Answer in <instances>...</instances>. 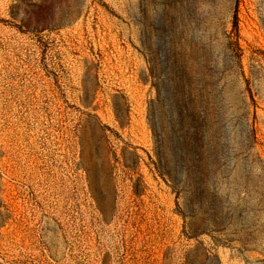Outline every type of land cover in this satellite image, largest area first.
I'll use <instances>...</instances> for the list:
<instances>
[{"label":"rangeland","instance_id":"1","mask_svg":"<svg viewBox=\"0 0 264 264\" xmlns=\"http://www.w3.org/2000/svg\"><path fill=\"white\" fill-rule=\"evenodd\" d=\"M0 264H264V0H0Z\"/></svg>","mask_w":264,"mask_h":264}]
</instances>
